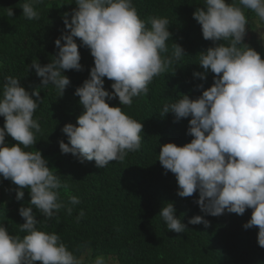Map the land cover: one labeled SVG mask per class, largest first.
<instances>
[{"label":"clouds","instance_id":"9594fccd","mask_svg":"<svg viewBox=\"0 0 264 264\" xmlns=\"http://www.w3.org/2000/svg\"><path fill=\"white\" fill-rule=\"evenodd\" d=\"M45 0H26L23 16L39 20V5ZM78 7L64 14L66 31L55 41L59 49L51 63L41 66L33 61L43 87L54 86L58 97L63 96L70 78L65 70H83L78 44L80 38L94 57L90 78L76 89L84 112L77 124H66L62 132L68 143L59 142L62 153H71L81 163L95 161L98 168L111 161L123 162L128 154L141 149L143 123L127 115L120 106H110L118 97L123 106L131 107L133 99L147 95L154 78L167 72L174 63L187 54L174 43L171 53L167 41L172 39L167 17L142 19L133 0H75ZM205 7L197 8L193 18L202 26L205 40L216 46L198 55V64L205 70L194 75L207 78L215 74L213 85L196 99L188 95L173 103H165L159 111L162 116L173 113L175 119L191 117L188 134L194 138L183 146L167 143L161 146L158 160L166 171L175 174L178 195L190 197L197 191L196 203L202 212L211 216L227 213L243 215L252 209L245 229L258 227V244L264 248V58L260 52L245 43L248 18L252 11L259 22H264V0H204ZM5 15L14 17L12 7ZM71 15V19H69ZM264 40V32L260 33ZM64 41V43H62ZM223 41V43H217ZM28 68V69H29ZM105 77L114 81L109 92ZM199 87L203 88L201 84ZM44 103L40 90L29 92L11 75L5 77L0 91V116L5 117L0 128V176L18 185L17 200L30 189L29 207H21L25 222L20 235L10 234L0 224V264H110V258L83 253L78 258L55 232L41 230L34 209L45 219H53L61 209L72 214L82 203L70 194L65 203L60 189H67L61 175L49 168L40 150H28L43 134L39 118H34ZM10 135L19 143H5ZM173 203L161 210L166 227L177 233L185 232L186 225L176 216ZM85 216L83 209L76 222ZM210 227V221L195 216L188 221Z\"/></svg>","mask_w":264,"mask_h":264},{"label":"trees","instance_id":"16d2710c","mask_svg":"<svg viewBox=\"0 0 264 264\" xmlns=\"http://www.w3.org/2000/svg\"><path fill=\"white\" fill-rule=\"evenodd\" d=\"M25 2L0 0V91L9 75L20 79L29 92L40 90L44 103L38 107L34 118H39L43 134H37V143L28 150H40L49 168L61 175L67 185V189H60L65 203L70 194L79 196L82 201L74 206L71 215L61 209L46 224L43 223L45 218L34 209L37 220L42 222L38 227L57 233L78 258L90 253L93 259L103 256L110 258L113 264H264L258 227H243L251 219L252 209H247L243 215L205 214L196 203L199 192L180 197L175 174L166 171L158 160L162 145L183 146L194 138L188 134L191 117L177 121L173 113L162 116L159 111L163 105L175 102L182 95L196 99L214 83L215 74L210 71L206 80L194 75L205 71L198 64V55L216 46L203 38L202 26L193 18L197 8L205 7L204 0H133L142 19L157 16L169 19L172 39L167 41L168 54L176 42L187 55L155 77L148 94L134 98L131 107L121 105L118 97L108 101L110 106H120L127 115L143 123V133L139 151L130 152L123 162L111 161L105 168H98L94 160L81 163L73 154L62 153L59 146L61 140L68 143L63 127L68 123L77 124L84 112L75 92L90 78L94 67L90 50L80 38H74L83 70L64 71L71 83L61 97L54 86L43 87L35 68H29L33 61L41 66L52 62L59 51L56 39L70 31L66 29L64 14H71L78 6L75 0H45L38 6L40 19L37 21L23 16L21 7ZM8 7L14 9V17L5 15ZM258 27L264 28V25ZM244 42L264 58L260 33L245 37ZM104 79L105 89L114 91L111 88L114 81ZM201 84L203 88L199 87ZM4 124L5 117L0 116V128ZM5 143L16 145L19 142L6 135ZM18 188L11 180L0 176V224H4L10 234L23 237L25 233L19 228L25 220L19 209L31 206V197L30 189L24 188V198L17 200ZM169 202L174 204L177 218L186 225L185 232L168 230L159 216ZM81 209L85 216L77 223L76 216ZM197 215L210 221L211 226L189 224V219Z\"/></svg>","mask_w":264,"mask_h":264},{"label":"rangeland","instance_id":"374dc122","mask_svg":"<svg viewBox=\"0 0 264 264\" xmlns=\"http://www.w3.org/2000/svg\"><path fill=\"white\" fill-rule=\"evenodd\" d=\"M246 11V15H247V18H248V20H251V22L252 23H248V26H247V35H246V37H248V36H250V35H253V34H255V33H261V32H264V28H259L258 26H262V25H264V22H259L258 21V18H252V17H254V16H256V14L254 13V12H252V11H247V10H245ZM251 25L254 27V28H252L251 27ZM263 42H264V40H263ZM89 260H90V255L89 254H87L84 258H83V261L85 262V261H87V262H89ZM86 263V262H85ZM91 264V263H90ZM110 264H113L112 263V261H110Z\"/></svg>","mask_w":264,"mask_h":264}]
</instances>
